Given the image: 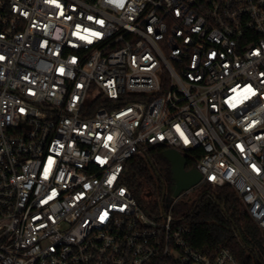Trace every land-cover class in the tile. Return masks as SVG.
I'll list each match as a JSON object with an SVG mask.
<instances>
[{"label":"built area","instance_id":"1","mask_svg":"<svg viewBox=\"0 0 264 264\" xmlns=\"http://www.w3.org/2000/svg\"><path fill=\"white\" fill-rule=\"evenodd\" d=\"M154 147L202 178L150 215ZM206 184L264 230V0H0V264H241L173 216Z\"/></svg>","mask_w":264,"mask_h":264},{"label":"trees","instance_id":"2","mask_svg":"<svg viewBox=\"0 0 264 264\" xmlns=\"http://www.w3.org/2000/svg\"><path fill=\"white\" fill-rule=\"evenodd\" d=\"M162 147H154L146 157H133L125 167L123 179L138 202L146 209L154 200L143 199L144 193L155 192L160 180L170 185L171 166ZM194 163L187 162V168ZM204 191L189 201H180L173 209L176 220L191 228L190 243L199 251L215 255L229 248L241 264H264V230L249 215L235 191L228 185H204Z\"/></svg>","mask_w":264,"mask_h":264},{"label":"water","instance_id":"3","mask_svg":"<svg viewBox=\"0 0 264 264\" xmlns=\"http://www.w3.org/2000/svg\"><path fill=\"white\" fill-rule=\"evenodd\" d=\"M164 156L172 166L174 180V186L172 190L174 197L179 196L183 191L196 186L200 182L202 178L201 173L196 168L187 170V161L179 152L168 149L164 151ZM153 195V191L148 189L144 193L143 199L146 201L155 200Z\"/></svg>","mask_w":264,"mask_h":264},{"label":"rangeland","instance_id":"4","mask_svg":"<svg viewBox=\"0 0 264 264\" xmlns=\"http://www.w3.org/2000/svg\"><path fill=\"white\" fill-rule=\"evenodd\" d=\"M204 185H200L198 187H196L193 191V194L192 195H189L183 199H181V201H189L191 200L193 197L195 198L196 195L198 194H201L203 191H204ZM163 191H164V184L158 180L157 183H156V187H155V192H154V195H155V199H157L156 201V204L155 205H152L150 208L146 209L145 207H143L142 205V208H144V210L152 215V214H160L163 212V206H162V197H163Z\"/></svg>","mask_w":264,"mask_h":264},{"label":"flooded vegetation","instance_id":"5","mask_svg":"<svg viewBox=\"0 0 264 264\" xmlns=\"http://www.w3.org/2000/svg\"><path fill=\"white\" fill-rule=\"evenodd\" d=\"M170 166H171V163H170ZM186 169L190 170L191 168H187L186 167ZM172 186H174V180H173V173H172V166H171V176H170V185H169V187H172Z\"/></svg>","mask_w":264,"mask_h":264}]
</instances>
